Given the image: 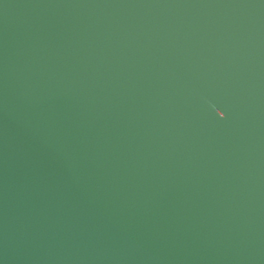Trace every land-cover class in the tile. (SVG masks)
Instances as JSON below:
<instances>
[{
	"label": "water",
	"instance_id": "water-1",
	"mask_svg": "<svg viewBox=\"0 0 264 264\" xmlns=\"http://www.w3.org/2000/svg\"><path fill=\"white\" fill-rule=\"evenodd\" d=\"M0 264H264V0H0Z\"/></svg>",
	"mask_w": 264,
	"mask_h": 264
}]
</instances>
